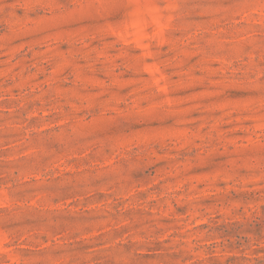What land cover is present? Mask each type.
<instances>
[{
  "label": "rangeland",
  "instance_id": "rangeland-1",
  "mask_svg": "<svg viewBox=\"0 0 264 264\" xmlns=\"http://www.w3.org/2000/svg\"><path fill=\"white\" fill-rule=\"evenodd\" d=\"M0 264H264V0H0Z\"/></svg>",
  "mask_w": 264,
  "mask_h": 264
}]
</instances>
